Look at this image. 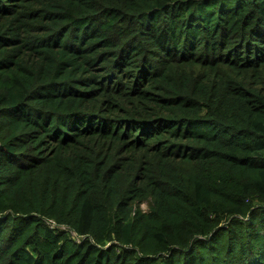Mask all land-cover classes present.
<instances>
[{
	"label": "trees",
	"instance_id": "16d2710c",
	"mask_svg": "<svg viewBox=\"0 0 264 264\" xmlns=\"http://www.w3.org/2000/svg\"><path fill=\"white\" fill-rule=\"evenodd\" d=\"M0 264H264V0H0Z\"/></svg>",
	"mask_w": 264,
	"mask_h": 264
},
{
	"label": "rangeland",
	"instance_id": "374dc122",
	"mask_svg": "<svg viewBox=\"0 0 264 264\" xmlns=\"http://www.w3.org/2000/svg\"><path fill=\"white\" fill-rule=\"evenodd\" d=\"M142 209L145 210V211H148V205L147 204H143L142 205Z\"/></svg>",
	"mask_w": 264,
	"mask_h": 264
}]
</instances>
